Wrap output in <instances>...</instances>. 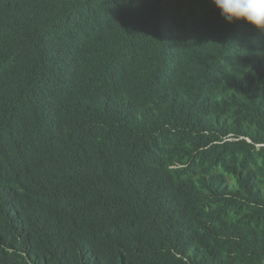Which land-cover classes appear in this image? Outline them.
<instances>
[{
	"label": "trees",
	"instance_id": "16d2710c",
	"mask_svg": "<svg viewBox=\"0 0 264 264\" xmlns=\"http://www.w3.org/2000/svg\"><path fill=\"white\" fill-rule=\"evenodd\" d=\"M0 264H264V30L0 0Z\"/></svg>",
	"mask_w": 264,
	"mask_h": 264
},
{
	"label": "clouds",
	"instance_id": "9594fccd",
	"mask_svg": "<svg viewBox=\"0 0 264 264\" xmlns=\"http://www.w3.org/2000/svg\"><path fill=\"white\" fill-rule=\"evenodd\" d=\"M227 23L245 22L254 30H264V0H211Z\"/></svg>",
	"mask_w": 264,
	"mask_h": 264
}]
</instances>
